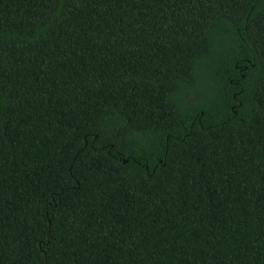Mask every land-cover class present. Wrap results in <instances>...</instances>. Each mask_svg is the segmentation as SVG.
Returning a JSON list of instances; mask_svg holds the SVG:
<instances>
[{"label":"trees","instance_id":"1","mask_svg":"<svg viewBox=\"0 0 264 264\" xmlns=\"http://www.w3.org/2000/svg\"><path fill=\"white\" fill-rule=\"evenodd\" d=\"M0 264H264V0H0Z\"/></svg>","mask_w":264,"mask_h":264}]
</instances>
